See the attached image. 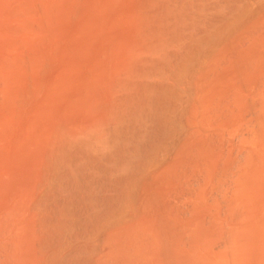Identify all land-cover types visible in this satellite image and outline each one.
I'll return each instance as SVG.
<instances>
[{"label":"bare ground","instance_id":"obj_1","mask_svg":"<svg viewBox=\"0 0 264 264\" xmlns=\"http://www.w3.org/2000/svg\"><path fill=\"white\" fill-rule=\"evenodd\" d=\"M68 2L0 19V264H264V0Z\"/></svg>","mask_w":264,"mask_h":264},{"label":"rangeland","instance_id":"obj_2","mask_svg":"<svg viewBox=\"0 0 264 264\" xmlns=\"http://www.w3.org/2000/svg\"><path fill=\"white\" fill-rule=\"evenodd\" d=\"M1 1H2L1 4H3V3H4V4H7V5H6L7 7H6L5 5H2L3 7L0 5V7H2V8H0V10L2 9V10H1V13H0V16H1L0 19H2L3 21H4V20L7 21L5 18H6V17H7V18L10 17V16H8V15L6 14V11L9 10L8 7H10V8H11V6H15V7H16V5H13L15 2H16V4H20V5H19L20 7L22 6L21 9H23V8L25 7V4H23L24 6L21 5L22 1H23V3H24L25 0H22V1L11 0V2L9 1L10 4L8 3V1H7V2H4L5 0H4V1L1 0ZM14 1H15V2H14ZM29 1H30V0H29ZM48 1H49V0H48ZM57 1H59V0H54V5H56ZM61 1H62V0H60V3H61L62 5L59 4V2H58L57 4L59 5V7H58V6H57V7L55 6L54 9H53L54 5L52 4L53 2H51V5L53 6V7L51 8V6L46 5V7H45V5H43V4H50V3H49L50 1H49L48 3H45L46 0L43 1V2H42V0L39 1V2H42V3H43L42 6H43V9L45 8V10H42V8H41L42 6L40 7V5H39L40 3L37 4V0H36V1L34 0V1H33V2L35 3V5H34L35 8H38V7H39L38 9L41 8V9H40V10H41V13H42V11H43L42 15L44 14L43 16H45L47 19H49V21H50L52 18H54V19L51 20L52 22H49V21H48V23H47V19H45L46 23L43 21L44 19H42L43 22H42V21H40V22L44 23L45 25L40 23V24H38V25H39V26H38V25L36 24L37 22H39V21H37V20H38L39 18H42V17H38V16L41 15L40 10H38V9H34V10L37 11V14H34V15H37V17H38L37 20L35 19L36 22L34 21V22H33L34 24L30 23L31 20H33V17H34V15H32V14L30 13V12L32 11L31 8H30V7H31V5H30L31 3H30L29 5H27L29 2L26 4V7L30 6V7H28V8H30L31 11H29L26 7H25L26 9H23V10H22L23 12H25L24 15L30 13L31 16H33V17H29V19H28V20H30L29 23H26V20H25V22L22 21V22H24V23H26V24H31V26H29V27H28V25H27V27H28L27 30H28L29 32L31 31V33L33 34V32H34L35 29H36L35 31H37V28H35L34 26L41 28V29L39 30V32H41V31H42V32L40 33L41 36L38 35V40H35L36 37H37V34H36L35 32H34V35H36V36H35V37H32V38H35V39H31V36H33V35H32V34L30 35V33H29L28 31H26V27H25L26 24H23V25H24L25 31L27 32V34L29 33L30 36L28 37V35H27L26 38H24L25 36H24V34H22V33H24L23 30L18 32L19 34L21 33L20 36L18 35V33H17L18 36L15 35V34H16L15 31L21 30V29L23 28V27H20V26H21V25H20L21 23H20V22H17V21H18V20H17V18H18L17 15H20L19 12H17V15H15V16H17V17H16V19H14V20L17 22V24H18V23H20V24L17 25L18 30L15 29V30L13 31V29H12V31L14 32L13 35L11 34L12 31H10L11 33H8L9 31L7 30L8 28L10 29L13 25H14V28H15V25H16L15 22H14V24H12V25H11L10 22H9L10 20L13 21V20H12V17H10L11 19H9V21H7V22H8L7 24H10V25H11V26L8 27V28H7L6 26H9V25H6V24H5V21H4V22L2 21L3 24H4V26H5V28H4V26L2 25L3 28H4V31H8V32H4V33H8V34H7L8 36H9V34H11L12 36H11V35H10V36H11L12 39H10V36H9V39H10V40L7 41L8 38L5 39V38H4L5 36H4V37L2 36L4 39L1 40L2 38L0 37V38H1V39H0L1 42L4 41V40H6L7 42H6V41H5V42H6V44H7V43L10 41L9 43H11V45H12L14 42L17 41V42H16L17 44L15 43V45H16L15 48H17V49H16L17 53H20V54H22V52L24 51V49H22V47H23V45L25 46V43H26V46L23 47V48H25V53H27V54H26L27 57H26L25 53H24V55L22 54V56H20V54L18 55L17 53H15L16 51L14 52L15 49H13V48H11V49H13V50H11V49H10V50H7V51H9V52H11V53H12V51H13V53H15L14 56L19 57V59H17L16 57H15V58L13 57V58L15 59V60H13V58L10 57L11 54H10V55L7 54V55H8V58H9V57L11 58V59L9 58V60H11V61L13 60L12 63L15 64V65H14V64L11 65V67H12V68H15V69H13V70H14V72H15L16 74H18V72H20V71H19V68H22V67L25 68V66H27L28 64H31V63L33 64L34 61H36V62H40L41 60H44V58L46 59V58L48 57V53H49L48 51H50V50H49V45H50L51 47H56L57 45H61V47L63 46V43L65 42L66 39L63 40L64 42H63L61 39H60V40H61V41H60V40L58 39V35H59V38H62V37H63V38H66L68 32H69L70 30H72L74 26H73V24L69 21V18L67 19L68 16H66V14L61 15L63 11H64L63 13H67V14L69 13V6H67V5H69V4H68V3H69V2H68L69 0H65V3L68 2L67 4H65L63 1H62V2H63V3H62ZM13 2H14V3H13ZM19 2H20V3H19ZM26 2H27V1H26ZM8 4H9V6H8ZM32 4H33V3H32ZM36 4L38 5V7H36V6H37ZM4 6H5V8H4ZM47 6H48V7H47ZM15 7H13L14 10H15ZM20 7L17 6L18 9H19ZM61 7H62L63 9H62ZM32 8H33V7H32ZM50 8H51V9H50ZM64 8H65V9H64ZM18 9H16V10L18 11ZM49 9H50V10H49ZM55 9L59 12V13H58V12L56 11V13H54V15L57 17L56 19H55V16H54V17L50 16V15H52V13L55 11ZM11 10H12V8H11ZM19 10H20V9H19ZM25 10H26V11H25ZM46 10H48V11H46ZM52 10H53V12H52ZM65 10H66V11H65ZM67 10H68V12H67ZM22 11H21V12H22ZM27 11H28V12H27ZM36 11H34V13H35ZM38 11H39V12H38ZM45 11H46L48 14H50V15H49V18L47 17V14L45 13ZM60 11H62V12H60ZM2 12H4V13H2ZM7 12H8V11H7ZM18 13H19V14H18ZM38 13H40V14H38ZM57 13H58V15H57ZM3 14H5V17H4V18H3V16H4ZM10 14H11V13H10ZM10 14H9V15H10ZM30 14H29V15H30ZM59 14H60V15H59ZM6 15H7V16H6ZM22 15H23V13H22ZM29 15L20 16V17H21V19H22V17L25 18V17H27V16H29ZM15 16H13V18H14ZM58 16H60L59 18H60L61 22H60V20H58ZM62 16H65V18H63ZM45 17H44V18H45ZM27 18H28V17H27ZM30 18H31V19H30ZM34 18H36V16H35ZM18 19L20 20V18H18ZM25 19H26V18H25ZM53 20H54V21H55V20H58V23H54ZM27 22H28V21H27ZM55 22H57V21H55ZM67 22H68L67 28L69 29V31H68V30H66V31L64 30V29H67V28H66V25H64L63 23H66V24H67ZM12 23H13V22H12ZM52 23H53V24H52ZM60 23H61V24H60ZM69 23H70L72 26H71ZM0 24H1V21H0ZM49 24H50V25H49ZM51 24H52L53 26H51ZM54 24H55V29H54ZM58 24H60V26H59ZM43 25H44V26H43ZM46 25H49L48 29H45V28H47ZM62 25H63V26H62ZM69 25H70L71 27H70ZM2 26L0 25V28H2ZM57 26H58V27H57ZM30 27H31V28L33 27L34 29H31V30H30V29H29ZM3 28H2V30H3ZM42 28H43V30H42ZM58 28H61V29L64 28V29H62V30L64 31V32H63L64 34L62 33V30H61V29L58 30ZM5 29H6V30H5ZM44 29H45V30H44ZM51 29H53V30H51ZM56 29H57V30H56ZM2 30H0L1 33H2ZM10 30H11V29H10ZM43 31H46V33H47V36H45V37H46L45 40L43 39V38H44V34H43V33H45V32H43ZM47 31L50 32V33H49V37H48V32H47ZM51 31H52L53 33H51ZM55 31H56V33L58 32L57 35H54V32H55ZM37 32H38V31H37ZM39 32H38V33H39ZM1 33H0V34H1ZM4 33H3V35H4ZM46 33H45V35H46ZM62 34H63V35H62ZM1 35H2V34H1ZM1 35H0V36H1ZM7 35H6V37H8ZM14 35L17 37V40H16V37H15ZM25 35H26V33H25ZM42 35H43V36H42ZM50 35H52V36H51L52 38L50 37ZM53 35H54V36H53ZM60 35H61V36H60ZM27 37H28L30 40H29ZM41 37H42L43 40L41 39ZM53 37H54V38H53ZM18 38H20V39L22 38V39H24V40H26V41H24V40L21 39L20 41H21L22 43H18V40H19ZM63 38H62V39H63ZM14 39H15L16 41H14ZM39 39H41V40H39ZM48 39H49V40H48ZM52 39H54V42L52 41ZM56 39H58L57 41H59L60 43L62 42V43L60 44L59 42H56ZM31 40H32V41H31ZM46 40H47V41H46ZM13 41H14V42H13ZM34 41H35V42H41V46H39L40 43H35ZM42 41H43V42H46V43H42ZM12 42H13V43H12ZM28 42H29V43H28ZM47 42H49V43H51V42H52V43H56V44H54V45H56V46H53L52 43H51V44L48 43V44H49V45H48ZM9 43H8V46H10ZM23 43H24V44H23ZM31 43H33V46L31 45ZM34 43H35V49H34ZM0 44H1L0 46H3V45H4V42H2V43H0ZM2 44H3V45H2ZM6 44H5V47L3 46L2 49H1L2 52H0V55H2V53H3L4 55H3V56H0V59H1V57H4L6 53H8L7 51H5V49L11 47V46H10V47H8V46L6 47ZM22 44H23V45H22ZM29 44L32 46V48L30 47ZM36 44H37V45H36ZM42 44H43V45H42ZM45 44H46V46H45ZM13 45H14V44H13ZM17 45H19V46L17 47ZM21 45H22V47H21ZM27 45H29V46H27ZM43 46H45V48L48 49V50H45ZM19 47H20V50L18 49ZM27 47H30L31 49H29V51L26 52V50H28ZM42 47H43V48H42ZM51 47H50V48H51ZM57 47L59 48V46H57ZM4 48H5V49H4ZM26 48H27V49H26ZM36 48H38V50L41 51L42 53H46V54H42V55L40 56V58H39L38 55L41 54V53H39L38 50L36 51ZM51 49H53V48H51ZM1 50H0V51H1ZM21 50H23V51L21 52ZM30 50H31V55H32L33 51H35L33 54H35L36 52L38 53V54L36 53L37 55L35 54L36 57H35L34 55H32V56L30 55ZM43 50H44V51H43ZM4 51H5L6 53H5ZM46 51H47L48 53H47ZM13 53H12V55H13ZM16 54H17L18 56H17ZM7 55H6V56H7ZM28 55H29L30 57H29ZM43 55H44V57H43ZM45 55H46L47 57H46ZM6 56H5V57H6ZM23 56H24V57H23ZM25 57L27 58V60L25 59L26 62H25V65H24V58H25ZM37 57H38L39 59H38ZM6 58H7V57H6ZM8 58H7V59H8ZM20 58H22L21 61H22L23 64H22V63L20 64V65H22V66L17 65L18 63L21 62V61H19ZM28 58H29V59H28ZM30 58H31L32 60H30ZM4 59H5V58H4ZM4 59H3V60H0V64H1L0 66L4 65V67H2L3 69H4L5 67L7 68V65H6V64H8V62H9V60H8L7 63H6V62H3V61H6V60H4ZM17 60H18V61H17ZM28 60H29L30 63L28 62ZM39 60H40V61H39ZM11 61H10V63H11ZM14 61H15L16 63H15ZM31 61H33V62H31ZM1 62H2L3 64H2ZM36 62H35V63H36ZM4 63H5V64H4ZM10 63L8 64L9 66H10ZM12 63H11V64H12ZM26 63H28V64L26 65ZM23 65H24V66H23ZM14 66H15V67H14ZM29 66H30V65H29ZM16 67H18V68H16ZM8 70L10 71V70H12V69H11L10 67H8ZM20 70H22V69H20ZM0 71H1V67H0ZM4 71H6V69H4L3 71H1V73H0V74H2L1 76H3V78H4V75H5L6 77L9 75L8 78H9V77L11 78V79L9 78V81H8V82L5 81V83H9V82L11 81V83L14 84V82H15L14 80H16L15 78H16V77H19V76L15 75V73H13V71H10V72L7 71V75H6V73H5ZM3 72L5 73L4 75H3ZM8 72H9V74H8ZM10 73H11V74H10ZM10 75H11L13 78H12ZM14 76H15V77H14ZM6 77H5V78H6ZM3 78L0 77V79H1V80H0V84H1V81H2V84H1L2 86L0 87V89H1L2 87H4V86H3V84H4V83H3V82H4V81H3V80H4ZM2 79H3V80H2ZM12 79H13V81H12ZM6 80H8V79H6ZM11 83H9V84H11ZM7 86H9V85H7ZM2 90H3V89H2Z\"/></svg>","mask_w":264,"mask_h":264}]
</instances>
